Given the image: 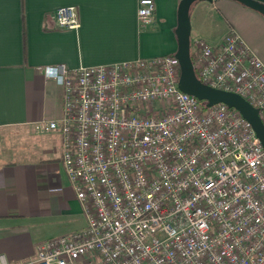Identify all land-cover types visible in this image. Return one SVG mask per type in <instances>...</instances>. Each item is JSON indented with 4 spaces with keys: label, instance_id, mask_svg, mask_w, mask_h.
Wrapping results in <instances>:
<instances>
[{
    "label": "built area",
    "instance_id": "built-area-1",
    "mask_svg": "<svg viewBox=\"0 0 264 264\" xmlns=\"http://www.w3.org/2000/svg\"><path fill=\"white\" fill-rule=\"evenodd\" d=\"M154 8L138 0L137 17ZM54 20L80 26L73 5ZM193 50L198 78L241 95L264 123V62L240 34L229 29L217 50L195 38ZM41 70L63 92L60 116L37 128L60 132L86 225L18 264H264V149L237 110L178 89L174 54Z\"/></svg>",
    "mask_w": 264,
    "mask_h": 264
},
{
    "label": "crops",
    "instance_id": "crops-1",
    "mask_svg": "<svg viewBox=\"0 0 264 264\" xmlns=\"http://www.w3.org/2000/svg\"><path fill=\"white\" fill-rule=\"evenodd\" d=\"M153 2V14L139 18L138 0H0V253L10 264L32 260L43 240L86 225L60 132L37 128L60 116L63 92L41 68L174 54L179 0ZM66 5L76 7L77 30L56 25L54 12ZM253 11L233 0L195 1L191 42L202 38L217 50L233 28L264 62V16Z\"/></svg>",
    "mask_w": 264,
    "mask_h": 264
},
{
    "label": "water",
    "instance_id": "water-1",
    "mask_svg": "<svg viewBox=\"0 0 264 264\" xmlns=\"http://www.w3.org/2000/svg\"><path fill=\"white\" fill-rule=\"evenodd\" d=\"M198 0H179L177 7V26L175 35L177 49L174 56L179 64V77L177 87L182 92L195 96L199 101L205 102L209 107L217 103H224L228 107L237 110L247 120L264 149V123L262 122L259 109L252 105L236 92L212 87L203 83L196 75L191 57L190 17L191 5ZM213 2L217 0H205ZM264 16V3L258 0H233Z\"/></svg>",
    "mask_w": 264,
    "mask_h": 264
},
{
    "label": "rangeland",
    "instance_id": "rangeland-1",
    "mask_svg": "<svg viewBox=\"0 0 264 264\" xmlns=\"http://www.w3.org/2000/svg\"><path fill=\"white\" fill-rule=\"evenodd\" d=\"M234 2H236V1H234ZM237 4H238V2H237ZM240 4V3H239ZM244 6V5H243ZM245 8H246V6H245ZM248 8V7H247ZM246 10H248V9H246ZM249 10H251L250 8H249ZM254 12V11H253ZM256 12V11H255ZM235 13V12H234ZM258 13V12H257ZM258 14H260V13H258ZM236 16H238V18H242V19H244L245 21H251V22H254V20H253V16H250L247 12H245V11H243V12H240V11H236Z\"/></svg>",
    "mask_w": 264,
    "mask_h": 264
},
{
    "label": "trees",
    "instance_id": "trees-1",
    "mask_svg": "<svg viewBox=\"0 0 264 264\" xmlns=\"http://www.w3.org/2000/svg\"><path fill=\"white\" fill-rule=\"evenodd\" d=\"M191 57H192V60L194 61L195 60V54H194V52H191ZM201 103H203L204 105H205V102H201ZM203 106V105H202ZM204 107V106H203Z\"/></svg>",
    "mask_w": 264,
    "mask_h": 264
}]
</instances>
